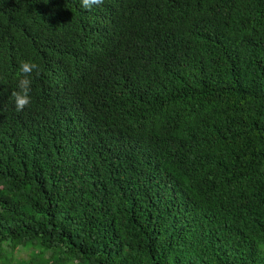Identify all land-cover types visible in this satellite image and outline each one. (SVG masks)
I'll use <instances>...</instances> for the list:
<instances>
[{"label": "trees", "instance_id": "16d2710c", "mask_svg": "<svg viewBox=\"0 0 264 264\" xmlns=\"http://www.w3.org/2000/svg\"><path fill=\"white\" fill-rule=\"evenodd\" d=\"M259 243L264 0H0V264H264Z\"/></svg>", "mask_w": 264, "mask_h": 264}, {"label": "clouds", "instance_id": "9594fccd", "mask_svg": "<svg viewBox=\"0 0 264 264\" xmlns=\"http://www.w3.org/2000/svg\"><path fill=\"white\" fill-rule=\"evenodd\" d=\"M103 3V0H81V6L85 9L91 10L93 6H98ZM131 30V24L128 25ZM33 73L36 76L40 75V65L34 61H20L19 70L17 72L18 84L17 89L12 92V98L15 101L16 110L23 111L31 103V86ZM258 249L264 252V243L258 244Z\"/></svg>", "mask_w": 264, "mask_h": 264}, {"label": "rangeland", "instance_id": "374dc122", "mask_svg": "<svg viewBox=\"0 0 264 264\" xmlns=\"http://www.w3.org/2000/svg\"><path fill=\"white\" fill-rule=\"evenodd\" d=\"M21 258H29V253L28 252H23L21 255H20Z\"/></svg>", "mask_w": 264, "mask_h": 264}]
</instances>
